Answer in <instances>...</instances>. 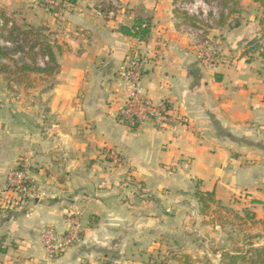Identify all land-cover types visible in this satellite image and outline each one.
I'll return each instance as SVG.
<instances>
[{
	"label": "crops",
	"instance_id": "crops-1",
	"mask_svg": "<svg viewBox=\"0 0 264 264\" xmlns=\"http://www.w3.org/2000/svg\"><path fill=\"white\" fill-rule=\"evenodd\" d=\"M175 1L72 0L74 10L60 15L39 0H0L3 27L35 28L60 50L59 72L24 75L27 85L0 69L3 264L109 257L126 241H139L148 220H171L197 183L220 206L251 212L264 229V60L251 51L264 49V10L237 0L230 13V3L216 24L225 57L209 62L200 56L197 28L179 18ZM99 5L115 8L114 16L100 14ZM136 6L153 16L147 42L119 32L133 26ZM134 57L143 62L145 98L170 105L172 121L163 127L119 117L125 86L117 73ZM112 150L121 164L108 156ZM20 164L40 197L7 206L4 190ZM75 220L83 241L49 258L43 230L65 232Z\"/></svg>",
	"mask_w": 264,
	"mask_h": 264
},
{
	"label": "rangeland",
	"instance_id": "rangeland-1",
	"mask_svg": "<svg viewBox=\"0 0 264 264\" xmlns=\"http://www.w3.org/2000/svg\"><path fill=\"white\" fill-rule=\"evenodd\" d=\"M39 1L51 11L46 3L42 0ZM189 1L178 0L176 4L178 3L182 8L183 4H187ZM194 7L195 5L188 7L190 14L199 15V18L197 17L198 19H194L193 22L182 9H178L176 12L185 24L197 26V31H195L198 35L197 41L201 43L205 38L210 40L212 47L217 51L215 61L223 59L225 56L219 49L220 35L216 27L221 10L220 0L208 3L203 8L195 9ZM259 14L261 15L260 11ZM27 31L34 33L31 38L26 40L27 45L24 46V51L27 54L23 52L24 54L11 56L7 63H3V66L10 67L12 71L17 69V63L19 66L23 62L32 66L29 47L33 41L32 38L38 34V31L35 28ZM2 34L9 38L7 32ZM22 38L21 35L18 41L20 44H24ZM11 39L9 38V40ZM32 57L34 56L32 55ZM35 60L36 64L41 66V57L35 56ZM33 75L37 76L38 74ZM35 80L34 82L38 84L37 79ZM24 84L27 85V81H24ZM180 202L182 209L176 212L171 220L168 217H163L161 223L155 225H151L152 221L148 220L146 232L140 236L139 241L134 239L126 241V244L128 243L126 248L112 251L109 257L90 256L80 260V264H221L222 252L243 250L249 244H254L256 247L264 246V229L249 220L244 211L239 212L212 204L209 210L202 214L201 206L194 194L192 197L182 195Z\"/></svg>",
	"mask_w": 264,
	"mask_h": 264
},
{
	"label": "built area",
	"instance_id": "built-area-1",
	"mask_svg": "<svg viewBox=\"0 0 264 264\" xmlns=\"http://www.w3.org/2000/svg\"><path fill=\"white\" fill-rule=\"evenodd\" d=\"M42 1L48 5L51 11L57 12L60 15L71 13L74 10L72 0ZM206 4L208 3L202 0H190L189 3L183 4L182 8L177 3L175 9H182V11L197 18L199 15L194 16L190 14L188 7L195 5L194 8L197 9V7H205ZM97 9L98 12L104 16L113 17L115 14L114 11H103L104 6L102 5H99ZM225 12L227 14V11ZM220 13L217 18L218 20ZM12 26V24H9V28ZM0 27H3V24H0ZM2 41L3 40L0 38V42ZM5 44L9 45L8 43ZM197 45L200 48V56L202 59L209 62L215 61L217 51L212 47L209 39L205 38L201 43L197 41ZM143 72V62L138 57H134L117 73L118 81L125 86V97L119 109V117L121 120L134 126L152 124L163 127L172 121V110L169 103L166 101L155 104L145 98L142 93ZM108 156L115 164H121L123 162L122 157L113 150L108 153ZM4 193L7 206H20L27 203L28 200H34L40 197L37 188L28 176L27 169L21 164L20 167L9 176ZM84 232V227L77 220L73 221L71 228L65 232H59L53 227L44 229L41 235V240L46 255L49 258H57L64 255L71 248L83 241Z\"/></svg>",
	"mask_w": 264,
	"mask_h": 264
},
{
	"label": "trees",
	"instance_id": "trees-1",
	"mask_svg": "<svg viewBox=\"0 0 264 264\" xmlns=\"http://www.w3.org/2000/svg\"><path fill=\"white\" fill-rule=\"evenodd\" d=\"M175 1V5L176 2ZM206 3L214 2L215 0H202ZM255 3L259 4L260 7L264 10V0H252ZM233 3V8L230 9L231 12H235V7H237V0H220L221 4V13L219 20L217 22L220 23L223 20L224 11L229 7V4ZM177 10V9H176ZM103 11H116L113 7H104ZM134 14V24L131 27L128 26H120L119 32L125 36L133 37L141 42H147L150 38L153 16L151 13L147 12L143 6H136L131 10ZM192 22L197 20L195 17L190 16L188 13H184ZM4 27L0 29V38L4 41V43H8V46H0V59H10L11 56H16L18 54L26 53L25 45H27V39L31 38V35H34L33 31L22 30L17 25L13 24L11 28H7V23H4ZM259 24L261 27V38L260 41L264 40V16L260 18ZM197 27V26H195ZM201 27V26H199ZM7 32L9 34V38L4 37V33ZM22 35V41L24 44H20L18 41L20 40V36ZM33 41L30 43L29 53L32 60V66L23 62L21 66L17 63V69L12 71L10 67L0 65V68L7 73L14 74L17 76L18 83H24L22 77L29 74H38L45 76H53L60 70V65L58 63V55L60 50L55 46L53 40L47 38L46 36H41L40 34H36L33 38ZM251 51H258L260 53V57L264 60V49H255L252 48ZM23 53V54H24ZM27 54V53H26ZM32 55L34 57H32ZM35 56H40L41 60L44 62V66H39L36 64ZM34 65V66H33ZM194 197L197 199L198 203L201 206L202 214H205L212 204H218L215 199V195L213 192H203L200 190L199 183L196 184V188L194 191ZM246 217L255 223V217L251 212H245ZM3 250H0V255L3 254ZM221 264H264V246L256 247L254 244H249L247 248L243 250H237L236 252H222L221 254ZM0 264H3L0 259Z\"/></svg>",
	"mask_w": 264,
	"mask_h": 264
}]
</instances>
